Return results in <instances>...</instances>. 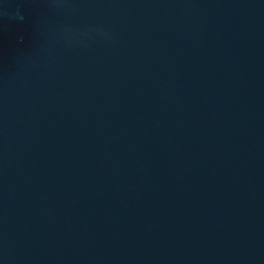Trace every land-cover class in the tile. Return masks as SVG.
Segmentation results:
<instances>
[{"label":"water","instance_id":"1","mask_svg":"<svg viewBox=\"0 0 264 264\" xmlns=\"http://www.w3.org/2000/svg\"><path fill=\"white\" fill-rule=\"evenodd\" d=\"M0 264H264V0H0Z\"/></svg>","mask_w":264,"mask_h":264}]
</instances>
